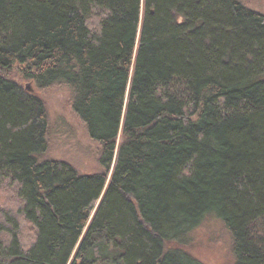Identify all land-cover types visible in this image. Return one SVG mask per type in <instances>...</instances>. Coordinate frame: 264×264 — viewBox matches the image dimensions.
I'll return each instance as SVG.
<instances>
[{"label":"trees","instance_id":"obj_1","mask_svg":"<svg viewBox=\"0 0 264 264\" xmlns=\"http://www.w3.org/2000/svg\"><path fill=\"white\" fill-rule=\"evenodd\" d=\"M14 70L66 89L92 171L52 156L46 104ZM0 199V264H204L191 247L208 223L228 264H264V16L0 0Z\"/></svg>","mask_w":264,"mask_h":264},{"label":"rangeland","instance_id":"obj_2","mask_svg":"<svg viewBox=\"0 0 264 264\" xmlns=\"http://www.w3.org/2000/svg\"><path fill=\"white\" fill-rule=\"evenodd\" d=\"M238 1L247 9L264 16V0ZM8 76L16 80L24 89L28 85L30 93L38 95L45 102L54 129L52 156L69 161L79 171H92L96 165L91 157L95 152V146L87 141L77 117L72 112L66 89L53 87L38 91L33 82L23 79L17 71H11ZM87 149L90 150V154L86 152ZM1 196L7 197L8 194L2 192ZM191 248L204 264L229 263L227 236L223 235V230L217 223L203 225Z\"/></svg>","mask_w":264,"mask_h":264},{"label":"water","instance_id":"obj_3","mask_svg":"<svg viewBox=\"0 0 264 264\" xmlns=\"http://www.w3.org/2000/svg\"><path fill=\"white\" fill-rule=\"evenodd\" d=\"M26 90L27 91H30V87L28 85L26 86Z\"/></svg>","mask_w":264,"mask_h":264},{"label":"bare ground","instance_id":"obj_4","mask_svg":"<svg viewBox=\"0 0 264 264\" xmlns=\"http://www.w3.org/2000/svg\"><path fill=\"white\" fill-rule=\"evenodd\" d=\"M30 92V91H29Z\"/></svg>","mask_w":264,"mask_h":264}]
</instances>
